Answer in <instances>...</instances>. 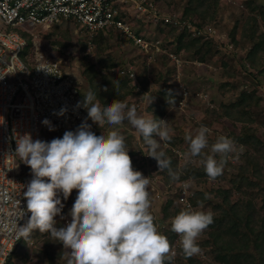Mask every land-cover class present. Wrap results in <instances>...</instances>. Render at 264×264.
Masks as SVG:
<instances>
[{
  "label": "trees",
  "instance_id": "trees-1",
  "mask_svg": "<svg viewBox=\"0 0 264 264\" xmlns=\"http://www.w3.org/2000/svg\"><path fill=\"white\" fill-rule=\"evenodd\" d=\"M245 8H241L235 22L231 25L227 41L232 45L233 50L230 55L239 54L241 62V74L233 70L231 65H224L221 81L217 95L211 98V105L207 104L203 110L205 119H212L215 122H229L233 130H229L228 138L232 139L239 150L237 157L241 159L239 166H234L232 163H226V169H223L222 175L215 180L217 184L207 190L209 177L205 173L204 167L200 162H188L178 173V160L174 157L171 147H185V151L189 149V143L181 136H170V147L165 149L166 156L170 158V170L178 174V183L185 180L192 181L193 185H198V188L189 196L187 202H181L183 197V185L179 197L170 185L166 183L167 201L161 205V217L155 222L158 228H162L164 235L168 234V240L174 244L178 235L171 229L173 218L182 210L192 208L195 210L211 209L214 213V222L204 232L203 237L198 241L200 247L204 250L211 248L213 262L201 261L198 256L186 258L182 251L181 255L177 254L166 264H264V138L259 135L258 124H252L253 113L247 110L252 102L259 104L262 95L260 89L264 87V6L260 5L257 0L242 1ZM157 7L166 8L173 13L170 14L172 23L165 24L163 20L154 22L152 20L142 19L138 22L147 28L155 29L154 33L163 34V47L171 48L179 57L183 53L187 54V59L194 61L197 59L201 64L206 65V58L209 55L217 56L223 52V46L217 45L212 41L207 42L194 37L193 32L179 34L182 29L175 22L193 21V24L198 30L204 29L208 25L218 27L223 19H219L220 0H156ZM168 13V12H167ZM169 14V13H168ZM166 26V27H165ZM167 37H166V35ZM27 43L22 58L28 61L32 53V39L28 33H23ZM99 39L101 43L110 42L118 37L117 32L110 30L109 33H100ZM170 44V45H169ZM227 45V44H226ZM227 55V54H225ZM231 62V60L229 59ZM174 63V62H173ZM82 75L85 81L92 87V90L97 94V98L101 100L102 105H110L114 100H131L132 97H148L146 101V112L149 116L163 120L164 116L174 115L179 111L175 106L183 98L181 92L169 86L170 80L176 74L175 65L170 67L168 60L163 57L161 69L157 70L158 65L154 64L156 70V82L162 86L159 91L150 89L151 78L147 73H139L135 80L130 78L127 73L122 77L112 73L115 66H119L117 61L113 59H104L102 67L99 70L90 63H82ZM169 66V67H168ZM124 70V69H123ZM163 70V72H161ZM127 72V71H125ZM190 72L194 75V71ZM242 75L244 83H239L237 75ZM135 74V73H134ZM136 75V74H135ZM244 78V79H243ZM131 81H133L131 83ZM242 88V91L238 90ZM155 92V93H153ZM146 93V95H143ZM229 93V94H228ZM237 94V96H236ZM257 95V96H256ZM192 96V95H191ZM226 97V98H225ZM227 97H229L227 99ZM188 102L195 99L193 94ZM83 100V95H82ZM131 105V103H128ZM221 108V112L216 111L210 106ZM206 106V105H205ZM175 108V109H174ZM251 118V120H250ZM254 121H256L254 119ZM204 124V123H203ZM123 125V124H122ZM219 126V124H217ZM127 132V131H125ZM136 136L144 143L140 134ZM159 140V137H154ZM134 142V141H133ZM131 139H126L127 146L132 145ZM209 147L203 150L204 156L211 154L209 148L216 141L208 139ZM167 143V142H166ZM164 145V142L162 143ZM204 156L192 157L191 159L204 158ZM216 159L220 156L217 154ZM156 165L157 161L153 160ZM135 163L132 162V165ZM252 169V170H251ZM165 177L172 178L169 170H159ZM173 179V178H172ZM176 183V184H178ZM226 183L227 185H223ZM175 185V184H173ZM201 186V187H199ZM193 188V187H192ZM191 189V187H190ZM189 190V188L187 189ZM74 192V190H73ZM72 192V193H73ZM237 193L241 197L237 200H232L234 194ZM173 194V197L171 196ZM175 195V197H174ZM176 198V199H175ZM179 198V201L177 200ZM60 199L64 204L61 216L65 217L72 210L74 197L69 196V201L64 200L63 195ZM260 199V209L254 203ZM177 200V201H176ZM186 206L181 208V204ZM61 216L56 217L57 227H65V223ZM67 218V216H66ZM71 218V217H70ZM155 218H157L155 216ZM169 225L166 227V223ZM65 225V226H64ZM43 250L40 253L42 264H64L61 262L63 258H70L67 249L63 245L53 239L48 233H43ZM27 241L22 242L13 254L14 258H23L22 252L25 249ZM181 250V249H180ZM62 258V259H61ZM10 261L8 264H12Z\"/></svg>",
  "mask_w": 264,
  "mask_h": 264
},
{
  "label": "clouds",
  "instance_id": "clouds-1",
  "mask_svg": "<svg viewBox=\"0 0 264 264\" xmlns=\"http://www.w3.org/2000/svg\"><path fill=\"white\" fill-rule=\"evenodd\" d=\"M80 107L87 111V119L99 126H119L127 121L142 136L148 156L157 161L159 170L167 169L173 179H179L170 170V158L163 150L166 144H161L171 139L168 122L138 114L135 105L120 100L102 105L91 89L78 102ZM64 112L61 109L59 115ZM43 123L50 124L47 120ZM209 131L201 126L194 135H186L190 157L204 156ZM157 136L159 141L154 138ZM236 150L232 139L217 138L211 145L212 154L200 161L210 180L222 175L228 155ZM128 153L126 138L119 131L96 135L87 120L75 132L66 131L51 142L33 141L29 134L18 137L16 155L30 167L33 179L24 192L31 215L23 227L17 226V234L27 238L34 230L48 233L69 250L68 264H166L176 252L150 210V179L134 169ZM183 186L188 189L191 181ZM73 190L78 195L71 222L57 227L56 217L64 207L60 194L67 200ZM213 222L212 210L202 208L184 209L173 218L171 229L179 236L186 258L202 255L198 241Z\"/></svg>",
  "mask_w": 264,
  "mask_h": 264
},
{
  "label": "built area",
  "instance_id": "built-area-1",
  "mask_svg": "<svg viewBox=\"0 0 264 264\" xmlns=\"http://www.w3.org/2000/svg\"><path fill=\"white\" fill-rule=\"evenodd\" d=\"M157 6L156 0H0V264L13 261L18 246L33 236L32 232L27 238L17 234V226L23 227L31 215L24 192L33 179L30 167L16 155L17 138L29 134L33 141L51 142L66 131L75 132L86 120L89 125L92 122L83 107L77 108L83 101L82 92L65 71L66 62L49 59L36 48L25 61L22 54L27 40L23 33L72 22L87 38L114 30L119 39L131 41L139 52L165 53L162 41L138 32L128 17L133 10L139 18L172 23L170 15L162 14ZM175 23L181 28L186 25V21ZM187 27L197 32L190 23ZM170 56L173 59V54ZM127 73L134 77V68ZM176 84L183 96L180 106L188 102L190 93L180 75ZM61 109H65L63 115H59ZM45 120L50 124L45 125ZM189 194L184 189L180 201L187 202ZM70 222V217L64 221L65 225Z\"/></svg>",
  "mask_w": 264,
  "mask_h": 264
},
{
  "label": "rangeland",
  "instance_id": "rangeland-1",
  "mask_svg": "<svg viewBox=\"0 0 264 264\" xmlns=\"http://www.w3.org/2000/svg\"><path fill=\"white\" fill-rule=\"evenodd\" d=\"M244 0H220V10L219 13V19H223L224 24L221 23L217 28L213 25H208L204 29H201L198 32V28L193 24V21L188 20L186 21V25L183 26L181 31L178 32V35L184 34L185 32H190V28L187 27V24L190 23L192 27L196 29L197 32H193L194 37H200L199 39H202L203 41L210 42L223 46V52L218 54L217 56L209 55L206 58V65L201 64L197 59L192 61L191 59H187V54H179L181 57L176 55L177 53L172 51V46H169L171 48L164 47V49L167 52H156L151 53L149 55L144 54L142 52H139V50L136 49L134 44H132L131 41H123L119 39L118 37H115V39L111 40L110 42H103L101 43L99 39L100 36L95 37L93 39L87 38V36L82 34V30L74 25L72 22L69 23H62L61 25L51 27L50 29H36L33 31V34H29L32 39V53L31 55H34V48L37 53H40L41 55L49 58V59H58L62 62H66V65L64 66V69L67 73H70L73 79L76 80L78 83V86L81 89L82 95L84 96L89 89L92 90V87L90 84L85 81L82 75V63H90L93 65L96 70H99L100 67H102L103 60L104 59H113V61H117L119 66H115L112 70V73L117 75L118 77H122L124 74H122V70L128 71L130 68H134V73L136 74L134 77H130L132 80L136 79V76L139 73H147V76L151 78V82L149 84L150 89H154L153 91H159L162 89V86L159 85L156 82V76L157 73L155 70L154 64L158 65L157 70L161 69L160 63H162V58L165 57L168 60V63L170 67H173L175 65V71L176 74L173 76V78L169 82V86L174 88L176 87V80L177 76L180 75L181 81L183 82V85L185 89L190 93V97L192 98L193 94L195 95V99H193L191 102H185L183 105L175 106L177 111L176 115L174 116L171 114L164 116L163 121L168 122L171 128V131L169 133L170 136H181L183 138L186 137L188 134L194 135L196 130L201 126H206L210 131L208 134V139L217 140L219 136H228L229 130H233L234 127L231 126L229 122H215L212 119H205L203 110L206 109L208 106L207 104H212L211 98L213 99L214 95H217L219 84L224 81H221V75L223 73V67L226 63V65H231L234 71L241 74L240 68H241V62L239 61L240 55H230V52L233 50H236L232 47V45L228 44L227 37L229 34V30L231 29V25L235 22V19L241 15V8L243 6ZM257 2L264 6V0H257ZM171 10V9H170ZM170 10L166 11V8L161 7V13L169 16L173 11L170 12ZM169 14H168V13ZM129 19L134 23V26L138 32H145V34L152 38L155 36L156 40L162 41L160 44V47H163L164 42V35L154 33L155 29L147 28L143 25H139L140 20L143 18H139L138 15L132 10L128 14ZM147 20V18L145 19ZM148 21V20H147ZM166 27V26H165ZM212 28L213 30H211ZM215 30V32H214ZM166 35V34H165ZM167 37V35H166ZM227 44V45H226ZM170 45V44H169ZM168 53V54H166ZM171 54H173V59L171 58ZM227 54V55H225ZM175 59H180L181 62L176 63ZM231 60V62L229 61ZM173 61L175 63H173ZM169 67V66H168ZM186 71H194V75H191L190 72ZM163 72V70H161ZM127 72H125V75ZM237 75V80L239 83H244L245 80H242V75ZM124 77V76H123ZM244 79V78H243ZM133 81H131L132 83ZM93 91V90H92ZM178 91V89H177ZM242 91V88L238 90V92ZM153 92V93H155ZM179 92V91H178ZM229 94V93H228ZM143 95H146L144 93ZM192 95V96H191ZM260 95L264 97V87L260 89ZM237 96V94H236ZM257 96V95H256ZM226 98V97H225ZM229 97H227L228 99ZM148 97H132L131 100H121L125 103H131V105H135L138 114L144 115L145 117H150L149 114L147 115L146 112V101ZM184 102V101H183ZM130 105V106H131ZM206 105V106H205ZM209 105V106H210ZM213 109H215L218 112H221V108H217V106H210ZM247 110L252 114V124H258V133L260 136L264 138V98H261V101L259 104H255V102H252L250 106H247ZM174 108V109H175ZM254 119L256 121H254ZM251 120V118H250ZM204 123V124H203ZM123 124V125H122ZM119 126H111L107 123L99 126L98 124H95L91 122V130L96 134L100 135L101 132L107 133L111 130H117L119 131L126 139L132 140V145L127 146L129 148V156L131 157L132 162L135 164L133 165L134 169L137 171H140L146 178L150 179V185H149V192L151 196V212L154 216H156V219H159L161 217V205L165 203L168 199L166 196V183L170 181L172 185H170L171 189H173V192L175 191L179 197V193L181 190V184H184L185 180L183 182H176L172 181L175 179L164 177L162 173L159 172V168L156 165V163L153 161L152 157L149 155L148 146L141 141L140 138L136 136L137 131L127 122L125 121ZM219 124V126L217 125ZM127 131V132H125ZM138 135V134H137ZM159 141V140H158ZM167 142V143H166ZM164 142V145L166 144V147H163V150L168 149L170 147L169 141ZM162 143V142H161ZM236 145V144H235ZM163 146V144H162ZM236 145V149H238ZM185 147L180 146L178 147H171V151L174 154V157L178 160V173H180L183 166H185L188 162H200L201 158H193L188 155V151H185ZM209 151L211 153V148H209ZM239 150H236L233 153H230L228 155V162L232 163L234 166H239L241 159L237 157ZM212 154V153H211ZM226 165L224 169H226ZM252 170V169H251ZM178 183V184H176ZM175 184V185H173ZM217 184L216 181L208 180L206 188L207 190H210L211 187L215 186ZM223 185H227L224 183ZM183 191H184V186ZM191 187V189H190ZM189 187V190H187L190 194L193 193L198 188V185H193L191 181V186ZM193 187V188H192ZM201 187V186H199ZM189 194V195H190ZM62 195V194H60ZM74 200L76 201L78 192L74 190L73 193ZM173 197V194H171ZM175 197V195H174ZM239 197H241L239 194L235 193L232 197V200H237ZM176 199V198H175ZM179 201V198L177 199ZM176 200V201H177ZM69 201V197H68ZM180 203V202H179ZM257 205V208L259 207V204L261 203V200L258 199L256 202H254ZM74 204V203H73ZM181 204V203H180ZM182 205V204H181ZM186 206L182 205L181 208H185ZM188 208V207H187ZM260 209V208H258ZM195 210V208H194ZM71 209L68 214H66L67 218L71 217L70 215ZM66 216L64 217L63 221H66ZM169 225V223H166V227ZM65 226V225H64ZM159 231L162 233V228H158ZM33 236L26 242L27 246L25 245V249L22 252L23 258H14L11 262L12 264H42L46 263L42 261L40 253L43 250V233H40L38 230L32 231ZM163 234V233H162ZM164 235V234H163ZM168 238V234H166ZM203 237V235L200 237V239ZM199 239V240H200ZM32 242V243H31ZM21 246V245H20ZM173 248L176 252V255H181V246L179 244V236L175 240L173 244ZM212 248V247H211ZM211 248H206L203 250L202 255H199V259L201 261L212 263L213 256L211 253ZM69 252V250L67 249ZM62 259V258H61ZM69 258H63L61 262L64 264H68ZM216 264V263H215Z\"/></svg>",
  "mask_w": 264,
  "mask_h": 264
}]
</instances>
